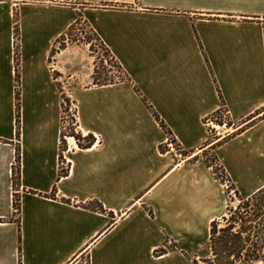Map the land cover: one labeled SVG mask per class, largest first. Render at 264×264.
Wrapping results in <instances>:
<instances>
[{"label": "crops", "instance_id": "crops-1", "mask_svg": "<svg viewBox=\"0 0 264 264\" xmlns=\"http://www.w3.org/2000/svg\"><path fill=\"white\" fill-rule=\"evenodd\" d=\"M80 1L87 4L0 1V264L207 258L210 222L227 199L199 155L211 149L243 197L264 187V0ZM79 14L129 82L98 86L73 71L74 84L62 89L68 48L59 45ZM66 98L76 132L94 137L88 147L61 135ZM222 106L230 134L218 137L220 126L212 139L205 119Z\"/></svg>", "mask_w": 264, "mask_h": 264}, {"label": "trees", "instance_id": "trees-1", "mask_svg": "<svg viewBox=\"0 0 264 264\" xmlns=\"http://www.w3.org/2000/svg\"><path fill=\"white\" fill-rule=\"evenodd\" d=\"M5 1V0H0ZM11 1V0H8ZM15 7L19 3H24L26 0H12ZM80 17V15H79ZM77 21V19H76ZM76 21L71 24L67 33L72 29V26ZM91 32L96 36L100 43L103 51L107 53L109 57L114 59L110 54L109 50L105 47L100 38L91 29ZM13 37H14V63H15V111H16V136L19 139L20 136V45H19V21L18 13L16 9L13 12ZM64 40V36L61 38ZM115 60V59H114ZM115 66L122 76L117 80L106 79L99 80L95 78L96 72L93 75V79L96 81L94 85H107L114 84L118 82H129L130 79L126 73L121 68L120 64L115 60ZM138 92V91H137ZM63 97V95H62ZM67 100V98L65 99ZM155 120L159 123L165 132L171 136V131L165 125L163 120L157 115V113L149 106ZM62 111L64 112V105L62 106ZM220 110L214 114L219 113ZM227 125H231L230 119L227 116ZM222 124V123H220ZM75 132V131H74ZM62 136L68 135L75 138L79 147H88L94 142V137L92 135L82 136L79 132L64 134L63 130ZM63 138V137H62ZM223 138V140H225ZM214 148V147H212ZM163 150V148H161ZM16 161L19 162V147L17 148ZM213 161L217 162L218 170L221 177H215L220 183L224 184V179L229 182L230 187H232L234 197L238 200L237 206L233 211L226 207L225 213L210 222V237H209V249L210 256L202 259H193L192 264H252L255 261L264 260L262 253L264 244V187L257 190L248 197H243L237 190L235 184L231 181L229 175L227 174L224 166L219 162L215 154H213ZM212 169L213 175L216 176V171L213 169L212 165H208ZM19 174L16 173L14 176V183H18ZM15 205L19 209L18 198H15ZM85 207L91 210L103 211L101 205L98 203L87 204ZM231 211V212H230ZM230 212V215L226 217V214ZM224 222L223 225L221 223ZM163 251V249H161Z\"/></svg>", "mask_w": 264, "mask_h": 264}, {"label": "rangeland", "instance_id": "rangeland-1", "mask_svg": "<svg viewBox=\"0 0 264 264\" xmlns=\"http://www.w3.org/2000/svg\"><path fill=\"white\" fill-rule=\"evenodd\" d=\"M9 2L13 3L12 0ZM28 2H50V3L68 5L69 7H77V4H87L80 0H26L24 3H28ZM79 15L77 17V21L75 20L76 23L72 26V29L67 33V35L64 37L63 42H61L59 45V48H65V47L68 48L65 52L66 54H65L64 61L61 62L63 63V65L66 67V70H67L66 72L67 76H66V79L64 80L66 82L64 83V85L62 84L60 85L61 87L64 86V88L62 89L65 91L74 84L73 79H70V80L67 79L68 73L73 72V71L80 73L81 76L84 78L88 74H90L91 84H94L96 82L93 79V75L95 72H96L95 78H98L99 80L113 79L115 81L119 78H122V76L119 74L115 66V60L109 57L107 53L103 51L96 36L91 32V28L89 27L87 22L83 20L81 14ZM49 62L51 65H53V59H49ZM69 107H71L70 112L68 110ZM64 109H65L64 112H65V115L67 116V119L65 120L66 123L62 124L61 122L63 133L64 134H69L72 132L75 133L74 132V128L76 129L75 109H74L73 104L68 99L65 101ZM64 112L62 111V115ZM219 131L222 133V130H219ZM212 134L215 135L214 129L212 130ZM171 137L172 136L168 135L167 139L168 138L171 139ZM211 138L212 139L217 138V135L216 136L211 135ZM172 149H175L176 151L179 149L178 150L179 152L180 146L176 143V145H173ZM199 157L205 164L213 166V169H215L216 171V176L214 177H218V178L221 177V174L218 170L217 162L213 161V152L211 149H207L203 151L199 155ZM222 185L224 187L225 194H226L227 206H229V209L233 211L234 208L238 204V200L234 197L232 187H230V184L229 182H227V180L224 179V184ZM230 212L226 214V217L230 215ZM223 224L224 222L221 223V225ZM208 254H209V251L204 252L205 256H207Z\"/></svg>", "mask_w": 264, "mask_h": 264}, {"label": "built area", "instance_id": "built-area-1", "mask_svg": "<svg viewBox=\"0 0 264 264\" xmlns=\"http://www.w3.org/2000/svg\"><path fill=\"white\" fill-rule=\"evenodd\" d=\"M69 112L71 111V107H69ZM220 112L217 114H213L209 117H207L205 119V124L208 127V131L212 136H216V128L217 127H224V131L221 133V135H219L218 137L224 138L227 137L230 134V125H227V111L226 109L222 106L220 109ZM72 115V114H71ZM67 116L65 115V112L63 113L62 117H61V122L66 123ZM222 123V124H220ZM76 125V122H75ZM214 129V133L215 135L212 134V130ZM74 131L76 132V129L74 128ZM167 145L170 146L171 148H173V145H176L175 141L172 139H167ZM179 150V149H178ZM177 150V151H178ZM16 166V165H15ZM15 213L18 214L19 213V209L18 207L15 205Z\"/></svg>", "mask_w": 264, "mask_h": 264}, {"label": "bare ground", "instance_id": "bare-ground-1", "mask_svg": "<svg viewBox=\"0 0 264 264\" xmlns=\"http://www.w3.org/2000/svg\"><path fill=\"white\" fill-rule=\"evenodd\" d=\"M70 141H73V139H72V138H70Z\"/></svg>", "mask_w": 264, "mask_h": 264}]
</instances>
